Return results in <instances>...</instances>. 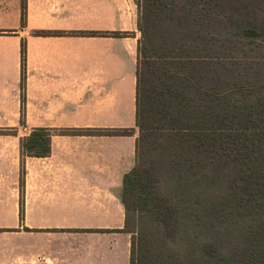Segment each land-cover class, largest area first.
I'll list each match as a JSON object with an SVG mask.
<instances>
[{
    "label": "crops",
    "instance_id": "crops-1",
    "mask_svg": "<svg viewBox=\"0 0 264 264\" xmlns=\"http://www.w3.org/2000/svg\"><path fill=\"white\" fill-rule=\"evenodd\" d=\"M137 7L0 0V264H130L132 233L107 229L125 227L123 181L137 163ZM39 127L50 152L22 153ZM115 128L132 132L89 131Z\"/></svg>",
    "mask_w": 264,
    "mask_h": 264
},
{
    "label": "trees",
    "instance_id": "trees-1",
    "mask_svg": "<svg viewBox=\"0 0 264 264\" xmlns=\"http://www.w3.org/2000/svg\"><path fill=\"white\" fill-rule=\"evenodd\" d=\"M245 3L228 13L235 28L228 41L242 50L239 39L247 38L255 53L216 57L201 53L215 40L201 33L211 24L199 10L169 7L165 0L137 2V163L123 181L125 227L107 229L132 233L130 264H264V55L258 53L263 43L254 40L264 37V19ZM25 61L23 41L22 80ZM50 136L48 127L33 130L21 139L22 153L47 155ZM163 179L189 188L192 215L163 195Z\"/></svg>",
    "mask_w": 264,
    "mask_h": 264
},
{
    "label": "rangeland",
    "instance_id": "rangeland-1",
    "mask_svg": "<svg viewBox=\"0 0 264 264\" xmlns=\"http://www.w3.org/2000/svg\"><path fill=\"white\" fill-rule=\"evenodd\" d=\"M141 0H137V2ZM168 3L169 7H194L193 9L199 10L196 11L198 17L202 18L206 23H210L211 26L207 27L204 32L205 38L208 40H215L214 43L208 45L201 53L204 55L210 54L215 55L216 57H222L223 55H236L241 56L243 53L252 54L255 53L253 50H250L251 47L255 49V43L247 44L249 39L241 38L239 39L242 42V50L236 49L234 43L228 41V36L230 32L235 30L233 25L229 20V15L232 10V7H240L241 0H165ZM248 7H257L258 16L260 19H264V0H248V3H245ZM244 6V4L242 5ZM241 6V7H242ZM206 7H210L207 8ZM212 7V8H211ZM138 8V7H137ZM228 15V16H227ZM238 39V37H233ZM264 38V37H263ZM261 37L254 38L255 41H260L263 43V48L258 52L259 54L264 55V39ZM231 46L232 48H229ZM239 47V46H238ZM257 50V47H256ZM256 53V54H258ZM215 75L217 78L220 76L219 69L216 71ZM151 155L147 156L149 159ZM166 176V175H165ZM171 180L163 179L161 181V188L163 195L172 196L173 200L179 203L181 206L184 205L182 214L187 216L192 215L195 212V208L192 202V194L188 192V187H177L174 182ZM185 199V200H183ZM203 214V212H202ZM136 215V214H135Z\"/></svg>",
    "mask_w": 264,
    "mask_h": 264
}]
</instances>
